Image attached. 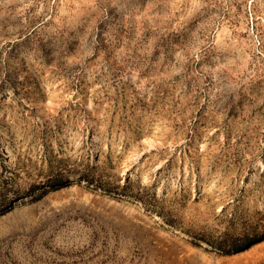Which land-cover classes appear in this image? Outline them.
I'll list each match as a JSON object with an SVG mask.
<instances>
[{
  "label": "rangeland",
  "instance_id": "obj_1",
  "mask_svg": "<svg viewBox=\"0 0 264 264\" xmlns=\"http://www.w3.org/2000/svg\"><path fill=\"white\" fill-rule=\"evenodd\" d=\"M8 189L0 264H264V0H0Z\"/></svg>",
  "mask_w": 264,
  "mask_h": 264
},
{
  "label": "trees",
  "instance_id": "obj_2",
  "mask_svg": "<svg viewBox=\"0 0 264 264\" xmlns=\"http://www.w3.org/2000/svg\"><path fill=\"white\" fill-rule=\"evenodd\" d=\"M79 179H81L87 183H90L92 181L88 176H85V175L79 176ZM7 192L8 193H6L4 195V197L0 200V211L3 210V208H5L7 206V204L9 202H11V200L13 199L12 191H9V189H8ZM14 195H16V194H14ZM233 249H235V247Z\"/></svg>",
  "mask_w": 264,
  "mask_h": 264
}]
</instances>
